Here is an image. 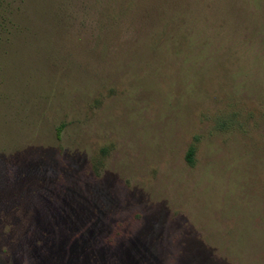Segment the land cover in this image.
<instances>
[{"label":"rangeland","instance_id":"1","mask_svg":"<svg viewBox=\"0 0 264 264\" xmlns=\"http://www.w3.org/2000/svg\"><path fill=\"white\" fill-rule=\"evenodd\" d=\"M0 264H264V0H0Z\"/></svg>","mask_w":264,"mask_h":264},{"label":"trees","instance_id":"2","mask_svg":"<svg viewBox=\"0 0 264 264\" xmlns=\"http://www.w3.org/2000/svg\"><path fill=\"white\" fill-rule=\"evenodd\" d=\"M192 154H193V150L190 149V150L188 151V154H187V161H188L190 164L192 163V162H191Z\"/></svg>","mask_w":264,"mask_h":264}]
</instances>
